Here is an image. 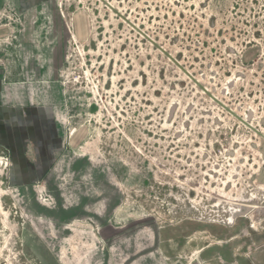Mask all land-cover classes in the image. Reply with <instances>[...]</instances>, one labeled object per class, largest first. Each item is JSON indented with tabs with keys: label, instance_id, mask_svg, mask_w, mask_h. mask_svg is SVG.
<instances>
[{
	"label": "rangeland",
	"instance_id": "rangeland-1",
	"mask_svg": "<svg viewBox=\"0 0 264 264\" xmlns=\"http://www.w3.org/2000/svg\"><path fill=\"white\" fill-rule=\"evenodd\" d=\"M105 1L154 44L97 0H0L7 104L59 129L46 167L0 144V264H264V0Z\"/></svg>",
	"mask_w": 264,
	"mask_h": 264
},
{
	"label": "crops",
	"instance_id": "crops-1",
	"mask_svg": "<svg viewBox=\"0 0 264 264\" xmlns=\"http://www.w3.org/2000/svg\"><path fill=\"white\" fill-rule=\"evenodd\" d=\"M4 1L6 3L13 2V0ZM47 1L48 0H16V4L18 10L22 13L24 10L39 6ZM41 74H43L42 71ZM33 100L31 103H28L30 104V107H26V109H24L25 112L21 114L19 109L23 110L22 108H17V105L11 106L7 104L8 102L0 83V144L4 146L8 154H12V156H9L10 159H13L14 157L16 158L17 156V159L20 160H22L23 158L33 160L34 156L32 155V150L34 146V148L38 150L39 155L37 166L46 167L50 165L52 156L54 155V151L57 150L59 146V129L57 126V114L55 111L56 107L49 104L45 105L42 100ZM50 103L53 104L52 102ZM13 109H16L19 114L16 113ZM22 117H24V119ZM21 118L23 119L24 125L22 127L24 129L19 126V123L21 122H19L18 120H21ZM41 122L48 123V126L44 127L45 129H50L48 130V136H45L44 130L40 129ZM12 124L17 126V129L15 130V132L11 130L12 136H10V134H8V125L11 127ZM54 135L57 140L55 139ZM47 139H49L47 142L48 144L46 143ZM51 139L57 142V146L53 145L54 147L50 149L49 141ZM48 151H50V153H48ZM12 163L14 164V162ZM24 164L28 166L29 164L35 165L34 162L30 163V161L28 162V164L23 163V165ZM36 172L37 173H31L29 176L35 177L38 174V171Z\"/></svg>",
	"mask_w": 264,
	"mask_h": 264
},
{
	"label": "water",
	"instance_id": "water-1",
	"mask_svg": "<svg viewBox=\"0 0 264 264\" xmlns=\"http://www.w3.org/2000/svg\"><path fill=\"white\" fill-rule=\"evenodd\" d=\"M97 1H99L100 3H102L105 7H107L110 11H112V12H114L116 15H118L123 21H125L128 25H130L134 30H136L139 34H141L142 36H144L143 35V33L139 30V29H137L135 26H133V24L132 23H130L123 15H121L120 13H118L109 3H107V1H105V0H97ZM145 37V36H144ZM150 43H152V44H154V42L153 41H151L150 39H148V37H145ZM164 54H166L165 53V51H163L162 49H160ZM179 69H181L183 72H184V74L187 76V77H189L191 80H194L193 79V77H191L187 72H185L181 67H180V65L177 63V61H175L171 56H169V55H166ZM195 81V80H194ZM195 83L197 84V82L195 81ZM204 92H206L204 89H202ZM211 98L213 99V101H215L216 102V104H218L220 107H222V108H224V109H226V107L225 106H223L219 101H217L214 97H212L211 96ZM227 112L228 113H231L232 115H233V117H235V118H239V117H237L236 115H234L233 113H232V111L231 110H227ZM239 120V119H238ZM241 121V120H240ZM243 125H245L247 128H251L249 125H248V123L246 122V121H244L243 122ZM250 202V201H249ZM252 202V201H251ZM250 202V203H251ZM257 201H255V202H252V203H255L256 205L258 204V203H256ZM230 217V216H229ZM224 222H229L228 221V219L227 220H224V221H222V223H224ZM250 222V221H249ZM250 228L252 229V227H251V223H250Z\"/></svg>",
	"mask_w": 264,
	"mask_h": 264
},
{
	"label": "bare ground",
	"instance_id": "bare-ground-1",
	"mask_svg": "<svg viewBox=\"0 0 264 264\" xmlns=\"http://www.w3.org/2000/svg\"><path fill=\"white\" fill-rule=\"evenodd\" d=\"M108 3V2H107ZM112 6V5H111ZM113 7V6H112ZM107 8V7H106ZM114 8V7H113ZM108 9V8H107ZM115 9V8H114ZM109 10V9H108ZM110 11V10H109ZM111 12V11H110ZM121 14V13H120ZM122 15V14H121ZM152 40V39H151ZM163 51H165L164 49H163ZM161 53V52H160ZM197 81V80H196ZM198 82V81H197ZM199 83V82H198ZM216 99V98H215ZM217 100V99H216ZM218 101V100H217ZM215 102V101H214ZM216 103V102H215ZM221 103V102H220ZM233 113V112H232ZM234 114V113H233ZM230 115H232L231 113H230ZM235 115V114H234ZM233 116V115H232ZM237 116V115H236ZM238 117V116H237ZM239 120H240V118H238ZM245 119V118H244ZM243 120H241V123L240 124H243ZM252 127V126H251ZM252 131H254V129L253 128H250ZM259 134V133H258ZM262 138V137H261ZM255 188L253 189L254 190V192H258V191H260V190H262V189H264L263 188V186L261 185V184H259L258 186H254ZM250 192V191H249ZM252 201V202H255V201H257L256 203H260L261 202V200L259 199V198H253V199H249L248 201H246L245 202V205H244V207L242 208V209H240V210H233L232 212H231V216H230V219H231V222H233L237 217H244L246 214H248L249 212H251L252 210H253V208L256 206V204L255 203H250V202ZM264 203V202H263ZM225 223V222H224Z\"/></svg>",
	"mask_w": 264,
	"mask_h": 264
},
{
	"label": "flooded vegetation",
	"instance_id": "flooded-vegetation-1",
	"mask_svg": "<svg viewBox=\"0 0 264 264\" xmlns=\"http://www.w3.org/2000/svg\"><path fill=\"white\" fill-rule=\"evenodd\" d=\"M218 101H219V100H218ZM36 178H38V179H40V178H41V179H42V175H40V174H37V175H36ZM64 206H65V203H64ZM64 206H63V208H64ZM85 211H86V212H88V213H92V212H91V208H90V207H89V208H87V210H85ZM93 214H95V213H93Z\"/></svg>",
	"mask_w": 264,
	"mask_h": 264
}]
</instances>
